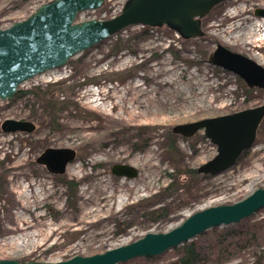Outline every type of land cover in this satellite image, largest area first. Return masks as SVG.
<instances>
[{
	"label": "rangeland",
	"instance_id": "1",
	"mask_svg": "<svg viewBox=\"0 0 264 264\" xmlns=\"http://www.w3.org/2000/svg\"><path fill=\"white\" fill-rule=\"evenodd\" d=\"M50 1L0 0V29L25 20ZM125 2L105 0L100 9L79 14L77 22L110 19ZM256 9H264V0H227L201 20L203 36L190 40L166 27H130L66 66L19 86L17 92L51 86L55 124L34 118L40 104L35 95L0 101V125L5 120L35 125L29 134L0 129V176L6 173L0 183V260L59 262L101 254L146 233L169 231L193 212L237 203L263 188L264 121L252 148L234 167L195 180L193 192L180 191L175 199L164 195L163 206H181L165 220L152 222L143 216L145 211L126 209L144 199L152 200L147 205L160 201L157 196L170 182L167 174L173 173L166 154V136L173 127L264 104V89L248 88L208 62L222 46L264 68V59L259 60L264 57V27L252 30V25H264L254 15ZM143 31L146 38L140 35ZM175 136L171 139L189 169L197 170L216 155L203 131L191 138ZM48 148L75 151L63 175L32 164ZM116 164L134 167L137 177L113 176L110 170ZM65 181L77 184L71 198ZM245 220L264 227V208ZM177 255L173 249L154 262L140 258L125 264H161ZM259 256L264 259V247L225 264H256Z\"/></svg>",
	"mask_w": 264,
	"mask_h": 264
},
{
	"label": "water",
	"instance_id": "2",
	"mask_svg": "<svg viewBox=\"0 0 264 264\" xmlns=\"http://www.w3.org/2000/svg\"><path fill=\"white\" fill-rule=\"evenodd\" d=\"M105 0H52L41 5L23 21L0 29V101H11L19 86L36 76L66 66L77 55L102 44L130 27H166L180 38L203 36L201 20L227 0H126L118 15L107 20L77 22L79 14L96 11ZM254 15L264 19V9ZM213 66L239 77L248 88L264 89V68L250 59L217 46L209 56ZM264 118V104L231 115L175 126L172 132L190 138L203 131L215 146L216 155L196 171L215 177L234 167L252 148ZM5 134H29L31 122L5 120ZM75 159L72 149L44 150L37 163L51 175H63ZM117 178L134 179L138 171L124 164L111 167ZM264 208V187L243 200L229 205L205 208L187 215L176 227L162 233H146L136 241L101 254L75 256L59 262H19L0 260V264H125L135 259L159 257L190 243L215 228L228 227L251 218Z\"/></svg>",
	"mask_w": 264,
	"mask_h": 264
},
{
	"label": "trees",
	"instance_id": "3",
	"mask_svg": "<svg viewBox=\"0 0 264 264\" xmlns=\"http://www.w3.org/2000/svg\"><path fill=\"white\" fill-rule=\"evenodd\" d=\"M140 35L146 38L147 32L143 31ZM60 84L61 82L53 84L52 86H59ZM49 87L51 86L48 85L46 90L34 88L31 91H19L16 93L15 99L25 98L30 95L37 96L38 100H40L39 102L41 106L39 104L38 110L34 111V118L50 123L53 121V124H55V120L57 119L52 120V117H55L54 109L56 106L52 102H49ZM39 111L41 113H39ZM263 121L264 118L260 125L263 123ZM168 135L169 136H166V154L169 161L171 162L173 173L167 174L170 182L167 187L161 191V195L159 194V196H157L160 198V201L157 200L147 205V202H151L152 200L144 199L126 208L130 211L137 209L140 213L145 211L144 215H142L150 219L152 222L163 221L172 215L175 210L181 208L179 204V206H177L175 209H172L171 206H163L161 203L164 201V195L167 198L175 199L176 196H181L179 195L180 191L186 190L187 193L191 191L193 192V182L197 179L199 180V178H207V176L199 175L196 170L189 169L184 164V158L181 151L176 145L175 140L171 139V137H174L177 134L173 133L171 130V133ZM64 184L67 187L69 193L68 197L71 198L72 192L74 193L77 184H75L74 181H65ZM157 204L160 205L158 209L155 208ZM209 236L210 238L207 239ZM205 244H207V246H205ZM263 247L264 227L262 223H254L249 220H243L239 224H236L232 227L212 229L209 232L202 234V236L197 240L186 243L174 249L178 251L177 257L167 261L161 260V264H225L233 259L241 257V254L245 252H252L253 255V253L262 250ZM260 256L257 257L256 261L258 262L256 264H264V259H262ZM158 258L159 257L146 259L143 258V260L144 262L148 263L154 262Z\"/></svg>",
	"mask_w": 264,
	"mask_h": 264
},
{
	"label": "flooded vegetation",
	"instance_id": "4",
	"mask_svg": "<svg viewBox=\"0 0 264 264\" xmlns=\"http://www.w3.org/2000/svg\"><path fill=\"white\" fill-rule=\"evenodd\" d=\"M38 158V157H37ZM37 158H35L34 162H32V164L35 166H38V167H41L42 169H44L46 172L47 170L45 169V167L41 166L40 164L37 163ZM48 173V172H47ZM6 176V173L3 174V176H0V183L2 184L3 183V178H5ZM32 185V184H31ZM33 185H36L35 183ZM19 262H21L20 260H18ZM30 261H33V262H44L45 260H36V259H33L30 260ZM25 262H28V261H25ZM24 263V262H23Z\"/></svg>",
	"mask_w": 264,
	"mask_h": 264
},
{
	"label": "bare ground",
	"instance_id": "5",
	"mask_svg": "<svg viewBox=\"0 0 264 264\" xmlns=\"http://www.w3.org/2000/svg\"><path fill=\"white\" fill-rule=\"evenodd\" d=\"M259 27H264V25L263 24H260V25H257V24H255V25H252V30L254 31V30H256V29H259ZM264 59V57L263 56H261L260 58H259V60H263Z\"/></svg>",
	"mask_w": 264,
	"mask_h": 264
}]
</instances>
